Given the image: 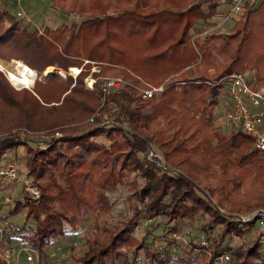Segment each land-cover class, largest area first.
Segmentation results:
<instances>
[{"label": "trees", "instance_id": "obj_1", "mask_svg": "<svg viewBox=\"0 0 264 264\" xmlns=\"http://www.w3.org/2000/svg\"><path fill=\"white\" fill-rule=\"evenodd\" d=\"M52 3L81 16V22L40 32L0 9V57L21 58L40 71L89 59V67L93 60L100 70L93 88L85 86L82 72L73 86L55 73L46 76L47 83L35 80L31 90L14 88L0 70V110L9 118L0 120V161L25 145L27 176L40 189L33 198L25 185L11 209V214L26 209L22 229L34 221L24 233L27 242L40 257L47 255L52 239L67 233L66 223L77 228L106 209L107 190L125 183L130 196H137L131 216L108 236L86 237V251L68 264L165 263L146 237L131 232L147 212L162 218L154 227L199 214L206 216V232L220 224L211 255L204 248L201 258H182L184 264H214L228 237L243 238L258 226L257 218L245 222L239 216L264 208V152L241 125L226 123L233 127L229 132L215 126L213 112L223 91L220 79L252 69L264 77V0L247 2L229 31L212 33L204 42L202 33H192L201 19L214 24L218 0H209L207 8L197 0ZM109 78L123 83L106 86ZM149 84L165 89L144 96ZM22 129L48 137L46 147L31 145ZM261 246L259 236L239 246L233 264H264ZM0 264H8L2 256Z\"/></svg>", "mask_w": 264, "mask_h": 264}, {"label": "rangeland", "instance_id": "obj_2", "mask_svg": "<svg viewBox=\"0 0 264 264\" xmlns=\"http://www.w3.org/2000/svg\"><path fill=\"white\" fill-rule=\"evenodd\" d=\"M197 2L202 3L203 6L207 8L209 0H197ZM0 9L8 10L13 13L19 20V25L23 27L26 26L30 30L38 29L40 32H44L45 28L47 27L55 29L63 23L76 25L82 20L81 16L69 13L56 7L52 3V0H0ZM19 10H24V12L29 15V19L19 17L17 14ZM242 15L240 16V18L242 17ZM199 21L196 24L192 34L193 36H196L197 33H202V38L200 40L201 42H204L203 40L217 31H229V29L236 22L234 19H229L226 22H223L220 25L216 24L217 26L211 28L209 20L205 21L201 19V22ZM1 23H3L6 28L10 26V22L7 18H3ZM190 41L196 44V40H194V38H191ZM19 60L28 64L21 58L0 57V63L2 64L0 65V70L5 73V75L10 79V82L14 86V88L18 90L23 88L25 84L14 83L9 74V70L18 71V64L16 62ZM89 61L91 60L85 59V61L81 63L72 62L71 64H68L67 67H61L60 65H50L42 71L32 67L30 64L28 65L36 71V77L34 81L41 80L44 83L49 82L46 78L47 75L57 73L65 78L68 77L69 82L73 86L74 84H76L79 75L82 74V72H87V74L83 76V81L85 86L89 87L87 86L88 84L86 82V78H88L89 81L91 79H94L96 81L97 78L94 72L100 70L99 63L92 60V66L89 67ZM1 67L5 70L1 69ZM72 67H82V71L77 76H74L70 73L76 72V70H71ZM247 72H250L252 75L250 76L249 74V77L251 78L254 87L264 86V77L255 76L253 69L247 70ZM34 85L35 82L25 87H29V89L31 90L33 89ZM218 103L213 109L214 125L222 127L225 132H229L231 131V129H233V127H227L228 125L225 124L219 125L215 121ZM8 119L9 118L6 117V115L0 110V120L7 122ZM31 120L38 123V119ZM235 129H237V127ZM31 131L32 130L29 129H22L21 131L18 130L21 136L30 137V143L34 147H46L45 139H47L48 137L36 135ZM37 132L40 133V131ZM0 134H3L2 130H0ZM53 135L55 136H50L49 139H53L56 137V134ZM99 140L107 141L103 137H100ZM27 155V147L25 145H21L18 147V149H16V151H7L2 159L5 160L8 158H13L16 159L20 165V178L16 179L13 183L10 184L11 186L9 187L8 191H0V218L3 221V227L6 231L5 235L7 236L5 244H14L16 253H20V255L18 256L19 264H32L26 260V255L24 254L26 247L32 246L27 242L24 233L32 231L30 226L34 225V221L31 220L27 224L26 228L22 229L26 209L20 210L17 214H11V209L15 206L16 202L23 198L24 186H29V189H31V186L35 185L34 180L31 177L27 176L26 173ZM60 181H62V179H60ZM36 189L38 190V194H35L30 190V194L33 196V198L34 195L40 196V189ZM107 193L110 196L108 207L103 210H97L93 216L87 218L77 228H74L70 224L66 223L65 227L67 233L58 238L52 239L50 245L46 248L47 255L41 257L39 256V263L44 262L50 264L53 262H59L60 264H68L72 262L75 257L74 255L83 254L86 251V237L95 234L100 236H108L111 234L114 228L121 226L123 222L131 216V205L134 201H137V196H130V191L125 183L119 184L116 189L107 190ZM6 194L11 198L9 201L5 200L4 196ZM245 213L246 212H244L243 214ZM160 219L162 218L152 216L147 212L143 216L138 218V224L134 225L131 230V232L139 239L146 237L147 245L153 251L159 252L161 254L160 257L166 258V262H160V264H184L182 258H201L200 249H194V245H198L200 236H206V239L209 242V250H211V248H213L214 246V241L218 239L219 234L222 231V226L220 224H217L214 226V228H209V232H206V216L204 214H199L193 218L178 219L172 226H166L164 223L160 222L156 227H154V224ZM173 226L176 228L175 230H171V227ZM259 235L260 233L258 231V226L253 225L250 231L246 232L243 238H240V236L236 234L228 237L224 245L225 249H223V251H228L232 256V260L229 264H233L235 262L234 250L239 248V246L241 245H249L253 241V239L256 236L258 237ZM245 238H249L248 242H245ZM260 250L264 255V243H262ZM140 254L142 255L143 251H141ZM216 257L217 256L213 257L214 263ZM36 259L37 256L35 257V264ZM146 263L157 264V262L154 263L150 261H146Z\"/></svg>", "mask_w": 264, "mask_h": 264}, {"label": "built area", "instance_id": "obj_3", "mask_svg": "<svg viewBox=\"0 0 264 264\" xmlns=\"http://www.w3.org/2000/svg\"><path fill=\"white\" fill-rule=\"evenodd\" d=\"M229 4V16L232 18H239L245 8V4L252 0H224ZM21 18L29 19V15L24 10L17 12ZM78 71L75 73L70 72L74 76H77L82 67H77ZM1 69H3L1 67ZM5 70V69H3ZM72 70V69H71ZM73 71V70H72ZM87 86L92 88L94 86V79L89 81L86 78ZM223 85L222 95L220 96L221 107L219 106L216 113L215 121L219 125L226 123H236L241 125L244 131L250 135L254 141V147L264 152V89L254 87L249 72L232 73L229 76H225L220 79ZM123 83L122 78H109L106 80V86H118ZM165 89L164 84L154 85L149 84L148 87L143 88L144 96H153L155 93L161 92ZM220 108V109H219ZM153 151L150 155H153ZM20 165L16 159L8 158L0 161V191H8L10 184L16 179L20 178ZM37 188V187H36ZM35 186H31V191L38 194V190ZM33 193V194H34ZM5 200L9 201L11 198L9 195H5ZM37 197V195H34ZM240 219L243 221H249L253 218L258 219V231L259 241L264 243V208H258L251 212L241 214ZM5 229L3 227V221L0 218V256H2L8 264H19L18 256L20 253H16L14 244H5L7 236L5 235ZM198 248L202 251L204 248L209 251V242L206 236H200L198 240ZM26 260L32 264H49L39 263L38 250L33 246L26 247L25 253ZM232 260L231 254L228 251H223L215 258L214 264H229ZM50 264H60L59 262H53Z\"/></svg>", "mask_w": 264, "mask_h": 264}, {"label": "bare ground", "instance_id": "obj_4", "mask_svg": "<svg viewBox=\"0 0 264 264\" xmlns=\"http://www.w3.org/2000/svg\"><path fill=\"white\" fill-rule=\"evenodd\" d=\"M16 63L18 64V71L9 70V74L13 79L14 83H24L25 85H31L33 82H35L34 79L36 77V71L21 60L17 61ZM0 65L2 64L0 63ZM72 70L78 71V68L72 67Z\"/></svg>", "mask_w": 264, "mask_h": 264}, {"label": "crops", "instance_id": "obj_5", "mask_svg": "<svg viewBox=\"0 0 264 264\" xmlns=\"http://www.w3.org/2000/svg\"><path fill=\"white\" fill-rule=\"evenodd\" d=\"M218 1H219V5L217 8V14L211 18V21H213V23H214L213 25H211V28H214L215 26L220 25L221 23L226 22L229 19H234L235 21L240 19V17L239 18H232L229 16V4L226 1H224V0H218ZM255 1L257 2L256 5H258L262 0H255ZM199 22H201V20ZM249 74H250V76H252L250 72H249ZM259 88L264 89V86H261ZM219 106L221 107V103H218V107ZM263 128H264V123H263Z\"/></svg>", "mask_w": 264, "mask_h": 264}, {"label": "water", "instance_id": "obj_6", "mask_svg": "<svg viewBox=\"0 0 264 264\" xmlns=\"http://www.w3.org/2000/svg\"><path fill=\"white\" fill-rule=\"evenodd\" d=\"M25 86H28V85H25Z\"/></svg>", "mask_w": 264, "mask_h": 264}]
</instances>
